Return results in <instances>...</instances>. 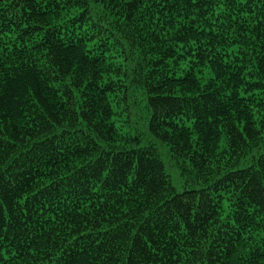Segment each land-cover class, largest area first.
<instances>
[{
	"label": "trees",
	"instance_id": "obj_1",
	"mask_svg": "<svg viewBox=\"0 0 264 264\" xmlns=\"http://www.w3.org/2000/svg\"><path fill=\"white\" fill-rule=\"evenodd\" d=\"M0 264H264V0H0Z\"/></svg>",
	"mask_w": 264,
	"mask_h": 264
},
{
	"label": "rangeland",
	"instance_id": "obj_2",
	"mask_svg": "<svg viewBox=\"0 0 264 264\" xmlns=\"http://www.w3.org/2000/svg\"><path fill=\"white\" fill-rule=\"evenodd\" d=\"M172 177L175 175L173 172H171Z\"/></svg>",
	"mask_w": 264,
	"mask_h": 264
}]
</instances>
